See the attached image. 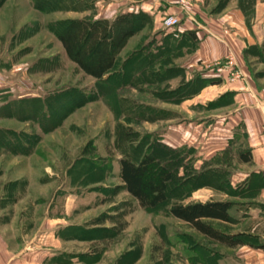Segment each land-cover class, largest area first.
Here are the masks:
<instances>
[{
  "label": "rangeland",
  "instance_id": "1",
  "mask_svg": "<svg viewBox=\"0 0 264 264\" xmlns=\"http://www.w3.org/2000/svg\"><path fill=\"white\" fill-rule=\"evenodd\" d=\"M93 1L96 18L114 15L115 7L111 5L108 9L107 6L115 0ZM189 3L191 5V0ZM64 6H67L64 0H0V105L9 101L18 103L19 99L43 101L53 96L43 103L28 101L20 106L0 108V143L4 141L2 135L6 134L16 145L12 143V152L6 144L4 149L0 146V216L9 214L4 218H11V235H14L21 210L24 212L20 219L23 226H27L29 222L34 223L33 215L40 212L44 199L56 193L70 195L75 199L74 207L86 211L87 223L82 227H110L114 223L115 228L122 229L116 238L105 244L101 264H113L126 254L124 261L129 262L132 249L139 255L133 264H163V251L168 248L166 241H175L177 234H186L196 241L201 239L184 223L166 216V207L145 211L126 192L112 193V188L120 183V152L127 149L122 133L120 135L127 123L116 119L112 109L115 89L120 82L109 81L99 93L94 80L66 59L54 35L56 23L84 17L89 12L68 11ZM147 32L131 39L123 53L137 44H145L149 39L145 38ZM160 36L154 37L155 40ZM260 70L257 74L264 75ZM261 81L264 82V77ZM175 86L176 82L172 83V87ZM99 94L106 96L107 101ZM156 106L173 105L156 101ZM8 108L16 117L2 116ZM30 113L31 121L22 116ZM65 113L67 116L63 118ZM164 127L161 122L134 125L130 136L140 139L153 133L159 137ZM22 133H27L28 137L38 136L36 144L32 140L27 143L31 148L28 155L18 153V135ZM10 194L16 197L14 204L12 199L2 200ZM168 249L172 264L185 260L181 244ZM98 250L91 247L85 253L92 255Z\"/></svg>",
  "mask_w": 264,
  "mask_h": 264
},
{
  "label": "trees",
  "instance_id": "2",
  "mask_svg": "<svg viewBox=\"0 0 264 264\" xmlns=\"http://www.w3.org/2000/svg\"><path fill=\"white\" fill-rule=\"evenodd\" d=\"M64 2L67 5L64 6L65 10L89 12L84 17L64 19L56 23L54 35L66 59L74 64L78 71L94 80L99 93L103 92L99 89L104 88L109 81L120 82L118 88L115 87V106L112 109L116 119L127 123L120 132L122 140L127 143V149L120 152L118 159L120 183L112 188V193L116 195L121 191L126 192L145 211L166 207L164 212L166 216L184 223L194 231L201 240L196 241L186 234H177L175 241H166L168 248L174 244H181L183 255L188 258L190 264H216L224 257L223 249H234L243 245L264 249V242L258 236L229 231L231 229L229 224L239 221L247 211L248 204L216 200L184 202L194 190L202 187L232 192L228 187L232 173L228 164L205 161L197 168L194 164V151L191 148H172L162 142L161 136L153 133H147L140 139L130 136L132 133L130 129L134 125L181 119L177 112L156 106V101L178 104L194 96L202 87L220 82V78L204 77L200 72H195L189 78L186 70L175 62L179 57L194 50L198 41L196 33L178 32L176 27L179 24L172 27L170 32H156L153 17L141 10L121 12L110 19L96 18L93 13L95 8L93 0ZM147 30L145 38L149 39L145 44H137L123 53L128 40ZM155 35L161 36L155 40ZM254 53L258 61L264 62V41ZM253 76L256 77L258 74L255 73ZM174 82L176 86L172 87ZM130 91V94H126ZM52 97L49 96L43 101L31 98L19 99L18 103L4 102L0 108L15 104L20 106L28 101L43 103ZM104 99L107 101L106 96ZM219 102L221 98L210 102L206 107L216 106ZM81 104H84V101L80 102ZM9 109L2 116L16 117L15 112ZM19 109L21 113L24 112L23 108ZM22 116L33 120L31 113L29 116L27 114ZM66 116L67 113L63 118ZM39 127L42 129V126ZM2 137L4 141L0 143L1 148L4 149L7 145L12 152L11 145L13 143L16 147L15 143L11 142V138L6 134ZM18 137L20 151L18 153L21 155L31 153L27 143L32 140L33 144H36L38 136L28 137L27 133H22ZM23 138L25 141L21 140ZM236 157L242 163L251 161L247 149H238ZM10 199L12 203L16 197L10 194V197L2 198L4 201ZM121 230L115 226L92 228L76 226L68 232L69 235L79 240H90L93 242L91 247L100 250L92 255L62 254L58 261L69 263L76 258L78 261L94 263L102 256L105 244L116 238ZM168 248L163 251V264H172L168 258V255H171ZM126 255L120 256L121 258L119 257L113 264H133L139 257L138 252L133 249L130 251L129 262L124 261Z\"/></svg>",
  "mask_w": 264,
  "mask_h": 264
},
{
  "label": "crops",
  "instance_id": "3",
  "mask_svg": "<svg viewBox=\"0 0 264 264\" xmlns=\"http://www.w3.org/2000/svg\"><path fill=\"white\" fill-rule=\"evenodd\" d=\"M111 5L115 7L114 15L102 18L141 10L153 17L156 32H170L173 28H165L162 18L179 13L176 6L162 0H115L108 9ZM179 15L176 30L180 33L194 31L198 41L192 52L175 62L187 74L202 72L204 77L221 80L202 87L178 104L168 103L173 106L167 109L182 118L176 122H161L165 124L162 142L172 148H191L197 168L205 161H213V164H228L232 170L228 180L232 192L202 187L194 190L184 202L216 200L248 204L239 221L229 224V231L256 235L264 242V82L261 81L264 75L253 76L260 69L264 71V62L258 61L254 53L264 41V0H191L188 11ZM227 56L233 57L234 67L241 74L237 80L231 81L224 73L216 76L214 72L213 64L224 61ZM220 98L216 106L206 107ZM240 148L249 150L250 162L242 163L237 159L236 151ZM69 196L56 193L44 199L40 212L33 215L34 223L29 222L27 226H23L20 219L24 212L21 210L14 235H11V218H4L9 214L0 216V264H101L105 252L94 263L76 258L69 263L58 261L62 254H84L93 245L90 240L75 239L68 233L87 223L86 211L74 207L75 199ZM111 225L116 227L114 223ZM222 252L224 257L216 264H264V249L243 245ZM180 264L190 263L185 258Z\"/></svg>",
  "mask_w": 264,
  "mask_h": 264
},
{
  "label": "built area",
  "instance_id": "4",
  "mask_svg": "<svg viewBox=\"0 0 264 264\" xmlns=\"http://www.w3.org/2000/svg\"><path fill=\"white\" fill-rule=\"evenodd\" d=\"M167 4L176 6L179 10V13L169 14L162 18V24L165 28H172L179 24L180 22V13L187 12L189 8V0H164ZM213 69L216 76H223V73L226 74V77L231 81L237 80L241 77L240 72L235 69L233 64V57L227 56L224 60V63L216 62L213 64Z\"/></svg>",
  "mask_w": 264,
  "mask_h": 264
}]
</instances>
